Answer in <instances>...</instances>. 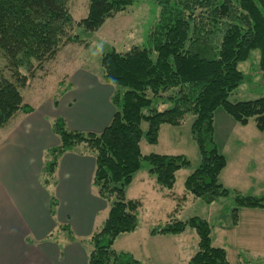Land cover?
I'll use <instances>...</instances> for the list:
<instances>
[{
  "label": "trees",
  "instance_id": "1",
  "mask_svg": "<svg viewBox=\"0 0 264 264\" xmlns=\"http://www.w3.org/2000/svg\"><path fill=\"white\" fill-rule=\"evenodd\" d=\"M68 1L0 0V51L16 76V80L8 77L0 66V127L16 113L34 109L24 101V77L16 60L25 59L32 66V58L39 59L37 67H42L67 42L83 41L72 33ZM134 1L89 0L88 13L77 25L87 32L97 31ZM151 1L160 6L159 20L148 34L152 45L133 46L126 52L112 49L101 57L103 77L116 87L112 95L116 110L110 123L98 133L70 129L61 116L52 124L60 143L46 153L43 183L53 180L62 154L81 147L94 155L93 185L110 202L104 224L88 241V264H143L131 252L114 248L119 235L139 227L141 201L128 199L126 190L144 162L161 189L174 188L177 172L191 167L189 158L144 154L141 142L157 144L163 124L178 126L188 114L193 115L191 134L200 163L186 177L185 191L207 203L233 196V225L239 222L241 208L264 209V196L233 193L221 182L227 158L215 140L214 128L215 112L222 107L240 124L247 125L253 118L264 131V96L229 100L245 79L239 63L248 60L252 51H259L258 66L264 71V0ZM63 92L60 89L56 97ZM56 205L52 195V211ZM188 228L197 233L198 245L186 264H232L226 248L214 244L211 223L200 216L172 218L152 227L150 234H180Z\"/></svg>",
  "mask_w": 264,
  "mask_h": 264
},
{
  "label": "crops",
  "instance_id": "2",
  "mask_svg": "<svg viewBox=\"0 0 264 264\" xmlns=\"http://www.w3.org/2000/svg\"><path fill=\"white\" fill-rule=\"evenodd\" d=\"M102 77L103 73L89 71L65 72L43 107L31 104L32 112H18L0 127V264H88V241L102 227L110 209V202L93 185L96 159L76 147L60 156L50 184L43 183L42 172L47 151L60 143L52 130L56 117H64L70 129L97 133L110 123L116 110L112 102L116 87L101 81ZM60 82L64 92L56 97ZM136 182L146 184L159 198L186 200L189 194L185 189L180 196L174 188L161 189L148 167H142L126 190L128 199L141 201L140 208L145 194H129ZM52 195L57 201L54 211ZM246 209L248 226L241 228L242 211L238 224L233 225L240 230L234 238L241 251L239 264H264V209ZM150 229L149 235L141 237L139 227L119 235L114 248L131 252L143 264L150 258L151 243H168L187 262L196 252L191 247L189 256L183 255L187 248L181 236L190 228L180 234L157 235L150 234Z\"/></svg>",
  "mask_w": 264,
  "mask_h": 264
},
{
  "label": "rangeland",
  "instance_id": "3",
  "mask_svg": "<svg viewBox=\"0 0 264 264\" xmlns=\"http://www.w3.org/2000/svg\"><path fill=\"white\" fill-rule=\"evenodd\" d=\"M68 5L74 23L72 33L78 34L86 43L67 42L60 48L57 55L45 61L42 67H37L39 59L35 58L31 60L32 66L25 59H17L15 63L24 77L21 88L24 101L34 106L39 104L40 108L49 100L50 92L53 93L56 90L60 76L65 72L78 70L101 75L103 53L112 49L126 52L133 46H151L152 42L148 34L160 16V6L151 0H135L126 11L107 19L99 30L87 32L78 26L77 22L87 15L89 0H69ZM259 57V51L254 50L248 60L239 63L238 67L245 74V79L230 94V101L250 100L264 96V71H261L258 66ZM0 66L8 77L16 80L2 51H0ZM102 79L101 81L104 82V77ZM192 121L193 115L188 114L178 126L163 124L157 144H150L145 140L141 142V150L144 154H184L189 158L191 167L183 168L177 173L178 182L174 191L179 196L184 190L185 178L200 163V153L191 134ZM146 126L147 124L144 123V128ZM214 128L215 140L220 151L227 158V166L220 175L221 182L233 193L239 191L243 194L264 196V131L257 128L253 118L247 125H242L222 107L215 112ZM144 167H148L147 162H144ZM134 193L145 194L144 206L138 211L139 237L146 233L149 235L150 228L165 224L172 218L186 220L192 216H200L211 223L214 244L225 247L231 263L239 264L238 252L241 251L238 240L234 241V238H236V231L240 230L235 229L232 224L233 196L220 197L213 203H207L202 198L189 193L187 199L180 201L177 206L179 200L159 198L156 196L158 194L155 191L153 193L146 184L136 182L129 194ZM146 196L150 197L147 199ZM240 211L243 216L241 228L245 229L248 226L249 217L246 211L249 210L241 208ZM190 231L189 229L185 235L181 236L185 237L184 245L187 248L183 255H187L191 247H193V253L197 250L198 235L195 230ZM125 241L127 242V239ZM149 250L151 255L149 259H144L146 264H185L188 260L185 261L183 257L176 256L177 251H171L172 248L168 247V243L163 245L151 243ZM251 264L261 263L251 262Z\"/></svg>",
  "mask_w": 264,
  "mask_h": 264
}]
</instances>
